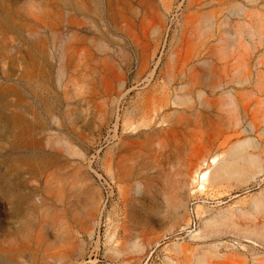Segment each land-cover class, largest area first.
<instances>
[{
  "label": "rangeland",
  "instance_id": "rangeland-1",
  "mask_svg": "<svg viewBox=\"0 0 264 264\" xmlns=\"http://www.w3.org/2000/svg\"><path fill=\"white\" fill-rule=\"evenodd\" d=\"M0 264H264V0H0Z\"/></svg>",
  "mask_w": 264,
  "mask_h": 264
},
{
  "label": "bare ground",
  "instance_id": "bare-ground-1",
  "mask_svg": "<svg viewBox=\"0 0 264 264\" xmlns=\"http://www.w3.org/2000/svg\"><path fill=\"white\" fill-rule=\"evenodd\" d=\"M210 164H211V166H209L208 167V169H205V170H203V171H201V172H199L196 176H197V181H198V187H199V189H204L206 186V183L208 182V180H209V175H210V173L212 172V170L213 169H215L216 167H217V165H218V160H217V158L216 157H213L210 161ZM203 163L204 164H206L207 162H206V160H203ZM202 167V166H201ZM200 167V168H201ZM199 168V169H200ZM221 170V169H220ZM217 172H219L218 171V169L216 170ZM195 178V177H194ZM210 181V180H209ZM196 232V231H195ZM201 233H200V231L199 232H196L195 233V235H200Z\"/></svg>",
  "mask_w": 264,
  "mask_h": 264
}]
</instances>
